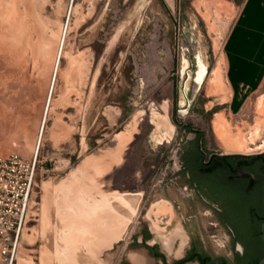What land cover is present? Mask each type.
Wrapping results in <instances>:
<instances>
[{"label":"rangeland","instance_id":"rangeland-1","mask_svg":"<svg viewBox=\"0 0 264 264\" xmlns=\"http://www.w3.org/2000/svg\"><path fill=\"white\" fill-rule=\"evenodd\" d=\"M243 3L0 0V155L37 153L12 264H143L142 227L174 252L189 236L220 247L226 232L187 187L182 157L196 144L205 159L264 149L230 148L216 128L222 114L234 135L259 126L251 148L264 139V66L249 84L227 54ZM126 192L140 195L133 214L116 197Z\"/></svg>","mask_w":264,"mask_h":264},{"label":"flooded vegetation","instance_id":"flooded-vegetation-1","mask_svg":"<svg viewBox=\"0 0 264 264\" xmlns=\"http://www.w3.org/2000/svg\"><path fill=\"white\" fill-rule=\"evenodd\" d=\"M194 133L196 136L200 134L199 131ZM260 156L262 158L257 162H246L240 167L236 162L221 161L222 156L218 152H212L207 159L203 158L197 144L186 147L181 168L186 185L193 188L209 207L216 219L215 230L224 229L226 238L223 243L218 242L220 247L215 249L207 245L204 239L189 236L183 247L174 252L175 243L165 246V238L151 242L154 232L142 227L141 236H133L134 245L144 251L146 263H142L257 264L264 256V240L261 236L264 220V154ZM239 188L249 200L245 208H240L235 198L234 192ZM243 216L252 219L249 222ZM258 229L259 236L256 234ZM118 264L140 263H133L125 257Z\"/></svg>","mask_w":264,"mask_h":264},{"label":"built area","instance_id":"built-area-1","mask_svg":"<svg viewBox=\"0 0 264 264\" xmlns=\"http://www.w3.org/2000/svg\"><path fill=\"white\" fill-rule=\"evenodd\" d=\"M37 174V153L0 155V255L5 264L16 256L20 233L27 220Z\"/></svg>","mask_w":264,"mask_h":264},{"label":"crops","instance_id":"crops-1","mask_svg":"<svg viewBox=\"0 0 264 264\" xmlns=\"http://www.w3.org/2000/svg\"><path fill=\"white\" fill-rule=\"evenodd\" d=\"M227 54L233 72L239 71L243 65L248 68L247 73L253 75L249 79L237 78L236 81L248 79L249 84L256 85L264 66V0H244L228 43ZM237 58L238 62L235 61Z\"/></svg>","mask_w":264,"mask_h":264},{"label":"bare ground","instance_id":"bare-ground-1","mask_svg":"<svg viewBox=\"0 0 264 264\" xmlns=\"http://www.w3.org/2000/svg\"><path fill=\"white\" fill-rule=\"evenodd\" d=\"M243 47V46H242ZM202 74V73H201ZM222 77V76H221ZM223 79V78H222ZM199 81V80H198ZM216 81V80H215ZM218 81H220L219 79H218ZM219 86V85H218ZM224 86H225V84H224ZM224 86H222L221 87V89H223V92H224ZM261 101H263V99L261 100ZM260 102V101H259ZM261 107H264V106H261ZM260 107V108H261ZM262 110V109H261ZM263 111V110H262ZM160 120V119H159ZM157 120L156 121V126H157V128L159 129L160 128V126H161V124H162V121L160 120ZM262 120V119H261ZM264 120V119H263ZM262 120V121H263ZM163 121H165V120H163ZM226 120H225V118H224V116L222 115V114H220V115H218L217 116V119H216V128H217V131H218V133L220 134V138H221V140L226 144V145H228L230 148H234V149H236V150H249V151H251V150H258V149H261V148H264V139H262V143L260 144V146H257L255 149H253V148H251L250 146H249V144H248V140H250L251 142H255V140H256V138L259 136V126H256L255 127V131H254V133H251L250 134V137L247 139V137H246V135L244 134V133H242L241 131H239V132H241V133H237V134H233L232 133V130H231V128L229 127V124L227 123V121L225 122ZM258 123V122H257ZM262 124H264L263 122H262ZM166 125V124H165ZM244 126V125H243ZM248 126V125H247ZM253 132V131H252ZM121 137V136H120ZM122 137H123V135H122ZM123 138H125V137H123ZM256 146V145H255ZM264 150V149H263ZM262 151V150H261ZM36 152V151H35ZM256 152H258V151H256ZM241 153H245V152H241ZM251 153H253V152H251ZM72 180H73V178H72ZM72 182V181H71ZM74 183V182H73ZM84 183V182H83ZM72 184V183H71ZM81 184V183H80ZM82 185V184H81ZM69 186V185H68ZM67 186V187H68ZM78 186H80V185H78ZM83 186V185H82ZM82 186H80V187H82ZM67 190H68V188H67ZM81 191V190H80ZM117 193H118V191H117ZM104 196V195H103ZM107 196H109V195H107ZM113 196V195H112ZM105 197V199H103L104 201H106V198H109V197H106V196H104ZM116 197H118V198H120L121 200H122V205L124 206V210H128V213L129 214H133V212L135 211V209L137 208L136 206H137V201H138V199L140 198V195L138 194V193H130V192H126V193H122L121 195H118V196H116ZM92 198V197H91ZM103 198V197H102ZM108 201V200H107ZM62 204V203H61ZM139 204V203H138ZM69 205V204H68ZM66 206V205H65ZM109 206H111V205H109ZM115 206V205H114ZM120 206V205H119ZM164 204H162V205H159V207H158V211H161V209L164 211V210H166V208H164ZM71 208V207H70ZM84 208V207H83ZM64 209V208H63ZM75 209V208H74ZM69 210V209H68ZM72 211V210H71ZM119 211V210H118ZM100 212H102V211H100ZM117 212V211H116ZM115 212V213H116ZM66 213V212H65ZM68 213V212H67ZM66 213V214H67ZM97 213V212H96ZM99 213V212H98ZM126 213V212H125ZM128 213L125 215V214H123V215H125V217L126 218H130V216L128 215ZM65 214V215H66ZM71 214V213H70ZM69 214V215H70ZM104 214V213H103ZM120 214V213H119ZM107 215H109V214H107ZM122 215V214H121ZM106 216V215H105ZM132 216V215H131ZM107 217V216H106ZM123 217V216H122ZM63 217H61V219H62ZM103 218V217H102ZM105 218V217H104ZM125 218V219H126ZM113 219H115V218H113ZM62 220H64V219H62ZM110 221H112V220H110ZM109 221V222H110ZM120 221V220H119ZM118 221V222H119ZM61 222H63V221H61ZM108 222V223H109ZM112 223V222H111ZM114 224V223H113ZM62 225V224H61ZM60 225V226H61ZM67 225H69V224H67ZM106 225V224H105ZM112 226V225H111ZM62 227V226H61ZM72 227V226H71ZM114 227V226H113ZM125 227V226H124ZM65 228H67V226H65ZM64 228V229H65ZM112 228V227H111ZM116 228V227H115ZM61 229V228H60ZM62 229H63V227H62ZM109 229H110V224H109ZM111 230H113V228L111 229ZM110 231V230H109ZM119 231H120V229H119ZM65 233V232H64ZM110 234V233H109ZM116 235H117V233H116ZM65 236V235H64ZM66 237V236H65ZM67 238V237H66ZM63 240V239H62ZM61 256H62V254H61ZM65 256L66 255H64V253H63V256L61 257L62 258V260L63 261H65ZM65 258V259H64ZM64 263V262H63Z\"/></svg>","mask_w":264,"mask_h":264},{"label":"trees","instance_id":"trees-1","mask_svg":"<svg viewBox=\"0 0 264 264\" xmlns=\"http://www.w3.org/2000/svg\"><path fill=\"white\" fill-rule=\"evenodd\" d=\"M262 157L259 155V156H248V157H245V156H239V155H226V156H222L220 158L221 161H224V162H236L240 165L241 167V164L243 163H246V162H257L259 159H261ZM202 160V156H200L199 158V161ZM241 207H244L245 206L241 205ZM243 219L246 220V221H249L252 219L250 218V216H243ZM256 234L259 236L260 235V230L258 229L256 231Z\"/></svg>","mask_w":264,"mask_h":264},{"label":"water","instance_id":"water-1","mask_svg":"<svg viewBox=\"0 0 264 264\" xmlns=\"http://www.w3.org/2000/svg\"><path fill=\"white\" fill-rule=\"evenodd\" d=\"M264 154V150L258 151V152H253V153H241V152H225V153H219L221 156H226V155H239V156H259ZM261 236L262 239L264 240V220L261 225ZM257 264H264V257L257 263Z\"/></svg>","mask_w":264,"mask_h":264}]
</instances>
